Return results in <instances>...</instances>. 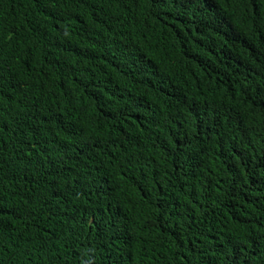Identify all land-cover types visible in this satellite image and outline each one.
Instances as JSON below:
<instances>
[{
    "label": "trees",
    "instance_id": "trees-1",
    "mask_svg": "<svg viewBox=\"0 0 264 264\" xmlns=\"http://www.w3.org/2000/svg\"><path fill=\"white\" fill-rule=\"evenodd\" d=\"M0 264H264V0H0Z\"/></svg>",
    "mask_w": 264,
    "mask_h": 264
}]
</instances>
